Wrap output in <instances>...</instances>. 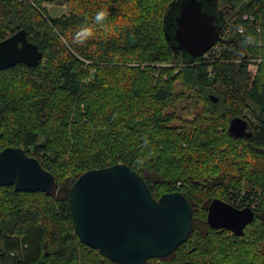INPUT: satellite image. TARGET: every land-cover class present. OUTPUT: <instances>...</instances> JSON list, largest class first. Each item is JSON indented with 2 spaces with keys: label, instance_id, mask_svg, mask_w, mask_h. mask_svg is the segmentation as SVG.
Segmentation results:
<instances>
[{
  "label": "trees",
  "instance_id": "obj_1",
  "mask_svg": "<svg viewBox=\"0 0 264 264\" xmlns=\"http://www.w3.org/2000/svg\"><path fill=\"white\" fill-rule=\"evenodd\" d=\"M55 1L0 0V41L25 28L43 52L38 66L0 70V152L22 147L56 177L49 195L0 186V264H119L81 241L69 201L78 176L119 162L157 199L193 203L189 239L146 264H264V0H209L222 38L194 59L173 47L178 0H65L52 16ZM236 116L250 138L229 132ZM215 198L256 210L244 236L209 227Z\"/></svg>",
  "mask_w": 264,
  "mask_h": 264
},
{
  "label": "water",
  "instance_id": "obj_2",
  "mask_svg": "<svg viewBox=\"0 0 264 264\" xmlns=\"http://www.w3.org/2000/svg\"><path fill=\"white\" fill-rule=\"evenodd\" d=\"M210 5L209 0L177 1L173 47L193 59L205 55L222 38L223 17ZM167 38L171 39L168 33ZM42 61L43 52L25 28L0 41V70L19 63L35 67ZM210 99L218 102L220 98L211 94ZM228 130L235 137L252 136L242 116L230 119ZM0 186L49 195L56 177L22 147L9 146L0 152ZM69 201L81 241L119 264L168 259L194 231L193 203L184 193L168 192L157 199L145 177L123 162L82 173L71 186ZM256 213L251 206L239 208L215 198L208 206L207 223L212 229L244 236Z\"/></svg>",
  "mask_w": 264,
  "mask_h": 264
},
{
  "label": "rangeland",
  "instance_id": "obj_3",
  "mask_svg": "<svg viewBox=\"0 0 264 264\" xmlns=\"http://www.w3.org/2000/svg\"><path fill=\"white\" fill-rule=\"evenodd\" d=\"M46 6H47V8L49 10V13L52 16H60V15H62L64 13H68L69 12L68 3L65 0H59V1L56 0L55 2H51V3L46 4ZM178 90H181L180 86H178ZM177 105H180L183 108L181 113H185L186 112L185 108H187L190 105H192V103H190L189 99H183V100L179 101ZM198 109L199 110L201 109V105L198 107ZM244 118H246V117H244ZM144 173L149 178V180H156L157 178H159V176L157 174L156 175L151 174L150 172H148L146 170H144Z\"/></svg>",
  "mask_w": 264,
  "mask_h": 264
},
{
  "label": "built area",
  "instance_id": "obj_4",
  "mask_svg": "<svg viewBox=\"0 0 264 264\" xmlns=\"http://www.w3.org/2000/svg\"><path fill=\"white\" fill-rule=\"evenodd\" d=\"M243 19L246 20V21H248L250 24H253L255 22V16L254 15H252L251 17L244 15L243 16ZM247 26H248V24H246L244 22L238 23V28H239L238 31L239 32H243L246 29ZM250 71L253 74H255L256 71H257V65L256 64L250 65Z\"/></svg>",
  "mask_w": 264,
  "mask_h": 264
},
{
  "label": "clouds",
  "instance_id": "obj_5",
  "mask_svg": "<svg viewBox=\"0 0 264 264\" xmlns=\"http://www.w3.org/2000/svg\"><path fill=\"white\" fill-rule=\"evenodd\" d=\"M105 15H106L105 12H100V13L97 14L96 19L97 20L103 19ZM84 33H86L87 35H91L92 34L91 33V29H85Z\"/></svg>",
  "mask_w": 264,
  "mask_h": 264
},
{
  "label": "flooded vegetation",
  "instance_id": "obj_6",
  "mask_svg": "<svg viewBox=\"0 0 264 264\" xmlns=\"http://www.w3.org/2000/svg\"><path fill=\"white\" fill-rule=\"evenodd\" d=\"M220 10H221V8L220 7H218V8H216L214 11H217L218 13V15H221V12H220Z\"/></svg>",
  "mask_w": 264,
  "mask_h": 264
},
{
  "label": "snow or ice",
  "instance_id": "obj_7",
  "mask_svg": "<svg viewBox=\"0 0 264 264\" xmlns=\"http://www.w3.org/2000/svg\"><path fill=\"white\" fill-rule=\"evenodd\" d=\"M157 206L163 207V204H160V205H157Z\"/></svg>",
  "mask_w": 264,
  "mask_h": 264
},
{
  "label": "bare ground",
  "instance_id": "obj_8",
  "mask_svg": "<svg viewBox=\"0 0 264 264\" xmlns=\"http://www.w3.org/2000/svg\"><path fill=\"white\" fill-rule=\"evenodd\" d=\"M255 62V61H254ZM252 63V62H251ZM233 205V204H232ZM235 206V205H234ZM237 207V206H236ZM240 208V207H239Z\"/></svg>",
  "mask_w": 264,
  "mask_h": 264
}]
</instances>
